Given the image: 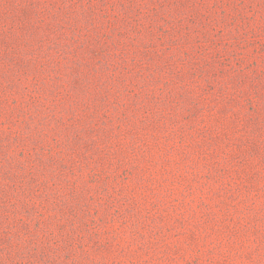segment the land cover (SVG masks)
Segmentation results:
<instances>
[{"label": "rangeland", "instance_id": "obj_1", "mask_svg": "<svg viewBox=\"0 0 264 264\" xmlns=\"http://www.w3.org/2000/svg\"><path fill=\"white\" fill-rule=\"evenodd\" d=\"M0 264H264V0H0Z\"/></svg>", "mask_w": 264, "mask_h": 264}]
</instances>
